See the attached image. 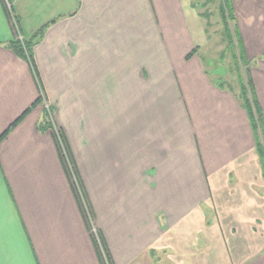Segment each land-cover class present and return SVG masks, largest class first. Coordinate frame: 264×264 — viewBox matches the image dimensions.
I'll use <instances>...</instances> for the list:
<instances>
[{
    "label": "crops",
    "instance_id": "obj_1",
    "mask_svg": "<svg viewBox=\"0 0 264 264\" xmlns=\"http://www.w3.org/2000/svg\"><path fill=\"white\" fill-rule=\"evenodd\" d=\"M8 1L23 39L44 27L36 75L111 264H264L253 130L191 0ZM233 7L264 117V0ZM13 39L0 0V134L30 108L0 140V264H103Z\"/></svg>",
    "mask_w": 264,
    "mask_h": 264
},
{
    "label": "trees",
    "instance_id": "obj_2",
    "mask_svg": "<svg viewBox=\"0 0 264 264\" xmlns=\"http://www.w3.org/2000/svg\"><path fill=\"white\" fill-rule=\"evenodd\" d=\"M218 7H219V14L222 23L221 34L223 37V42H225L224 49L221 51V56L222 59H225L227 56H229L231 60L229 66L230 71H232L233 73L234 71L238 73V78L240 79L239 97L241 99V104L247 114L251 128L255 135V150L260 159L262 174L264 178V144L262 143L261 140H259V131L263 120V114L254 91L252 76L250 73L251 61L246 57L244 45L241 40L240 33L237 27V18L233 7V0H218ZM201 14L205 16L210 15L207 11L206 12L203 11ZM43 30L44 27H41L34 33V36L32 38L22 39V40H18L14 38L8 44V47L16 55L26 59L33 68V72L40 87L39 96L35 100L34 104L46 101L43 94L42 85L39 83L38 77L36 75V67L34 64L33 54H32V48L35 45V43L40 39ZM196 48L197 46H195L191 51H189L186 54L185 58L186 59L190 58L196 52L197 50ZM240 66L245 67L244 77L242 76V72H240ZM29 109L25 110L0 134V140L4 138L6 134L10 131V129L21 120V118L28 112ZM51 118H52V109L49 106L48 109L45 108L43 119L40 122L39 127L43 129H51L52 127Z\"/></svg>",
    "mask_w": 264,
    "mask_h": 264
},
{
    "label": "rangeland",
    "instance_id": "obj_3",
    "mask_svg": "<svg viewBox=\"0 0 264 264\" xmlns=\"http://www.w3.org/2000/svg\"><path fill=\"white\" fill-rule=\"evenodd\" d=\"M191 2V18L193 19L194 17L197 26L203 31H205L204 28L206 25L207 34L209 33V38H211L208 39L207 43L204 45L205 39H202L204 32L198 31V44L201 45L202 48V50L199 52V58L202 60L205 69L211 73V80L213 84H215L220 89L231 92L237 98L240 106L243 108L241 99L239 97L240 79L238 78V73L235 71L234 73L230 71V57L227 56L225 59H222L221 56V51L224 49L225 42H223V37L220 36L222 23L219 14L218 0H191ZM198 10L205 12L207 11L210 15H200L197 13ZM220 37H222V39ZM240 72H242V76L244 77V66H240ZM253 137L255 141L254 132ZM259 140H261L264 144V117L260 126ZM257 157L261 166L258 154Z\"/></svg>",
    "mask_w": 264,
    "mask_h": 264
},
{
    "label": "built area",
    "instance_id": "obj_4",
    "mask_svg": "<svg viewBox=\"0 0 264 264\" xmlns=\"http://www.w3.org/2000/svg\"><path fill=\"white\" fill-rule=\"evenodd\" d=\"M3 2H4V7H5L7 19L10 23L11 29H12L13 34H14V38L18 39V40H22L23 36L20 34L17 19H16L14 13L12 12L11 3L8 0H3ZM44 106L47 109L49 107V105L47 104L46 101L44 102ZM51 121H52L51 133L55 139L58 151H59L61 159L63 161V165H64L65 170H66V172L70 178L71 185H72V187H73V189H74V191H75V193L79 199V203L81 204V207L85 213L89 232H90V234H91V236H92V238H93V240H94V242L98 248L102 263L103 264H111L109 256H108V254H107V252L103 246L99 232L97 231V228L93 224L91 212L89 210V207L86 203L82 189L80 187L79 179H78L76 170L73 166L72 160L68 154V150H67V147L65 145V141L63 139L62 133H61L60 129L57 126H55L53 123V115H52Z\"/></svg>",
    "mask_w": 264,
    "mask_h": 264
}]
</instances>
